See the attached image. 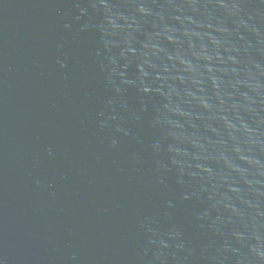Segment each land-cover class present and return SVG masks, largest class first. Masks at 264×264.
<instances>
[{"label":"water","instance_id":"1","mask_svg":"<svg viewBox=\"0 0 264 264\" xmlns=\"http://www.w3.org/2000/svg\"><path fill=\"white\" fill-rule=\"evenodd\" d=\"M0 264H264V0H0Z\"/></svg>","mask_w":264,"mask_h":264},{"label":"clouds","instance_id":"2","mask_svg":"<svg viewBox=\"0 0 264 264\" xmlns=\"http://www.w3.org/2000/svg\"><path fill=\"white\" fill-rule=\"evenodd\" d=\"M140 11H141V12H144V11H146V9H144L143 7H141V8H140ZM114 26H115V24H114ZM142 71H143V69H142ZM146 74H147V73H145V75H146Z\"/></svg>","mask_w":264,"mask_h":264}]
</instances>
